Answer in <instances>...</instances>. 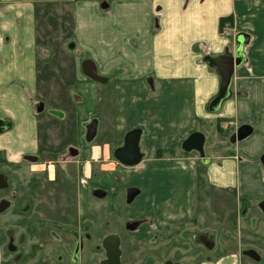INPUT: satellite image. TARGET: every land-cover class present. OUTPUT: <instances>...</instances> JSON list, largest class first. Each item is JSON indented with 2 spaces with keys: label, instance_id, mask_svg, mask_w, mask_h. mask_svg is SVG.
Instances as JSON below:
<instances>
[{
  "label": "crops",
  "instance_id": "crops-1",
  "mask_svg": "<svg viewBox=\"0 0 264 264\" xmlns=\"http://www.w3.org/2000/svg\"><path fill=\"white\" fill-rule=\"evenodd\" d=\"M53 8L55 17L48 16ZM229 16L244 34L239 41L248 65L217 117L253 134L231 146L230 155L204 151L202 162L207 182L231 202L232 222L243 198H264V0H0V152L13 162L37 155L51 137L58 142L44 152L52 156L78 142L94 163L103 160L123 175L130 168L145 172L137 196L147 203L142 214L154 209L161 228L187 224L197 157L157 153L183 148L199 122L216 117L208 105L219 93V77L201 60L206 52L223 54L219 24ZM87 61L106 80L102 98L81 72ZM92 118L97 134L86 145L82 132ZM135 129L142 160L130 167L110 160ZM0 186L6 187L4 177ZM236 261L234 254L213 264Z\"/></svg>",
  "mask_w": 264,
  "mask_h": 264
},
{
  "label": "rangeland",
  "instance_id": "rangeland-1",
  "mask_svg": "<svg viewBox=\"0 0 264 264\" xmlns=\"http://www.w3.org/2000/svg\"><path fill=\"white\" fill-rule=\"evenodd\" d=\"M97 1L108 3L110 0ZM42 8L39 5L36 10L38 17L45 12ZM47 13L55 17L54 8L48 9ZM219 33L226 42L222 55L236 56L243 32L237 30L235 18L219 24ZM218 56L206 52L201 62L216 72L206 59ZM247 65L246 61L235 70L232 87L238 71ZM81 68L87 79L95 81L84 73L83 65ZM95 82L102 90L106 80ZM102 94L103 90L101 98ZM220 112L210 113L217 117ZM216 117L198 124V133L205 137L204 151L207 153L219 151L230 155L233 152L231 146L253 134L238 140V127L231 126L227 119ZM94 121L92 118L84 124L81 141L86 145L95 140L87 142V128ZM54 140L57 139L48 138L47 147L53 149L52 143L58 142ZM211 142H214L213 147ZM47 147H42L37 155L13 162L0 152V178L4 177L6 184V187L0 186V264H103L106 251L102 243L112 234L120 237L122 264H165L167 261L213 264L221 256L234 254L237 256L235 264H264V213L260 208L264 198L255 202L243 198L241 209L235 213L237 218L229 223L227 217L231 211L227 206L231 202L223 199L225 192L207 182L206 169L198 151L187 152L183 148L163 151L162 155L167 157L185 154L197 157L199 172L192 187L191 221L161 228L156 223L154 209L142 214L146 202H139V198L132 204L127 202L128 189L143 186L145 172L142 174L130 168L123 175L114 166H104L103 160L94 163L86 157V151L83 152L78 142L65 148L59 156L44 152ZM111 154L110 160L116 161L113 151ZM48 158L55 159L46 162ZM87 163H91L89 172ZM98 189L104 190L107 196L96 197L94 191ZM175 229L179 231L177 236ZM208 236L213 237V241L205 244L202 239Z\"/></svg>",
  "mask_w": 264,
  "mask_h": 264
},
{
  "label": "water",
  "instance_id": "water-1",
  "mask_svg": "<svg viewBox=\"0 0 264 264\" xmlns=\"http://www.w3.org/2000/svg\"><path fill=\"white\" fill-rule=\"evenodd\" d=\"M206 62L215 68L220 81V90L216 97L212 99L208 105V110L210 112H218L221 110L223 103L232 96L231 87L233 82V76L235 70L241 67L246 62V57L242 53V47L237 51L236 56L230 54L220 55L218 57H208ZM84 73L94 79L95 81L104 82L98 73L93 62L87 61L83 64ZM253 129L249 126L242 127L237 131V139L243 140L249 135H251ZM97 134V122L94 121L87 128V142H92ZM141 131L135 129L130 131L124 141V145L115 150V159L125 165V166H135L143 158L141 154L139 143H140ZM204 143L205 137L203 134L195 132L191 134L188 139L183 143V149L187 152L191 150H196L201 155L202 160H204ZM140 194V190L137 188H130L127 191V202L132 204L137 196ZM94 195L98 198H104L107 193L98 189L94 191ZM260 208L264 213V202L260 204ZM134 226H131L133 228ZM103 247L106 251V260L103 264H122L121 261V249L120 237L116 234L108 235L103 240ZM165 264H181L179 262L167 261Z\"/></svg>",
  "mask_w": 264,
  "mask_h": 264
},
{
  "label": "trees",
  "instance_id": "trees-1",
  "mask_svg": "<svg viewBox=\"0 0 264 264\" xmlns=\"http://www.w3.org/2000/svg\"><path fill=\"white\" fill-rule=\"evenodd\" d=\"M232 19H233L232 16L222 18V19L220 20V25H222L224 22L232 21ZM242 127H244V126H242ZM242 127H240L239 130H240ZM239 130H238V131H239ZM162 154H163V151H162V150H159L158 153H157L158 156H161Z\"/></svg>",
  "mask_w": 264,
  "mask_h": 264
},
{
  "label": "flooded vegetation",
  "instance_id": "flooded-vegetation-1",
  "mask_svg": "<svg viewBox=\"0 0 264 264\" xmlns=\"http://www.w3.org/2000/svg\"><path fill=\"white\" fill-rule=\"evenodd\" d=\"M211 239H212V237H211V236H208V237H206V238H203L202 241L205 242V244H208L209 242H212ZM223 248H224V247L221 246V251H222V252H223V250H224ZM248 252H249V251H248ZM77 255H78V254H77ZM248 255H249V253H248ZM251 255H252V254H251ZM75 257H76V256H75Z\"/></svg>",
  "mask_w": 264,
  "mask_h": 264
}]
</instances>
